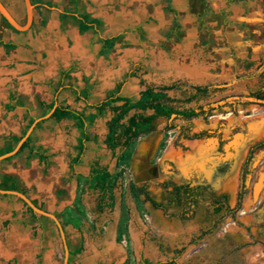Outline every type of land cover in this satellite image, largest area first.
Instances as JSON below:
<instances>
[{
    "label": "rangeland",
    "instance_id": "374dc122",
    "mask_svg": "<svg viewBox=\"0 0 264 264\" xmlns=\"http://www.w3.org/2000/svg\"><path fill=\"white\" fill-rule=\"evenodd\" d=\"M169 22L145 25L152 39V48L161 42L158 35L169 31ZM125 27L131 25H107L106 34H115ZM248 31L241 35L238 25L222 20L199 28L187 19L183 25L182 41L170 42L165 53L159 54L151 49L149 54L145 51L147 44L145 47L137 36L131 35L128 37L131 48L118 47L107 58L96 56L85 61L80 66L82 72L78 73L80 77L84 74L92 78V101L103 99L128 73L135 76L128 79L122 93L132 100L138 99L140 91L147 85L179 83L183 89L169 93L181 101L178 106L196 107L199 104L211 110L208 118L191 122L192 132L221 125L227 138L233 130H238L237 137L241 141L234 149L232 166L216 185L218 192L229 194L232 206L236 204L238 191L243 188L245 195L236 221L226 218L221 225L226 227L223 233L216 229L196 243L191 242L193 236L199 234L198 218L182 224L162 211L152 210L143 196L131 191V183L146 185L151 195L156 200L160 199V183L169 178L172 166H179V162L190 165L208 152L202 145L203 141H184L179 136V128L165 131L169 121L160 119L156 129L141 137L127 153L129 158L122 162L127 169L124 180L115 190V206L103 214L94 211L97 193H82L84 178H70L65 183H58L55 177V187L66 188L59 208L65 204L63 222L71 231L70 236H73L72 231L78 224L92 231L90 235L93 239L103 236L104 227H117L118 242L131 246L134 240L139 253L142 241L144 252L151 254L154 261L176 258L180 264H264V148L256 150L252 161L243 168L251 147L264 141V100L255 102L250 97L257 92L264 94V24L248 27ZM79 85L83 86V82L80 81ZM189 86L212 88L206 99L187 104L184 102L192 93L187 89ZM63 101L74 108L84 107L72 96L65 97ZM109 118L110 113L89 125L94 142L89 145L84 163L78 169L84 175L89 173V166L94 160L108 165L113 172L119 171L117 159L104 144ZM170 122L177 126L187 125L181 120ZM44 128L47 130L44 140L66 161L76 142L77 132L73 124L49 121ZM214 149L212 146L211 150ZM193 150V154H189ZM185 154H188V159ZM53 171L56 176L69 173L65 163H59ZM243 174L244 183L241 181ZM7 227L4 224L1 230H7ZM76 244H79L78 239ZM159 246L162 248L159 249ZM181 248L182 252L177 253L176 250ZM136 262L133 254V264ZM0 264L5 262L0 260ZM126 264H130V259Z\"/></svg>",
    "mask_w": 264,
    "mask_h": 264
},
{
    "label": "crops",
    "instance_id": "0c3cea01",
    "mask_svg": "<svg viewBox=\"0 0 264 264\" xmlns=\"http://www.w3.org/2000/svg\"><path fill=\"white\" fill-rule=\"evenodd\" d=\"M0 1L20 25L27 23L25 0ZM31 3L34 16L27 31L16 30L0 14V40L15 45V48L8 52L0 45V156L4 155L2 152L11 146L10 143L15 138L22 139L26 135L31 127V119L36 120L51 112L45 114L47 107L57 97L61 104L84 111L88 116L95 115L96 111L88 108L85 101L78 99L71 88L85 92L89 103L96 104L115 90L123 80L117 82L114 89L103 99L92 101L94 82L89 76L78 75L82 72L80 66L96 56L107 58L118 47L131 48L129 36H137L143 44L145 43V47L147 44L145 51L148 53L152 49L160 54L167 51L166 46L170 42L182 41L183 25L187 19L199 28L222 20L224 23L238 25L241 35L249 32L248 27L264 24V0H31ZM81 16L99 21L102 32L95 29L81 32ZM168 20L171 26L169 31L158 35V40L162 43L159 42L152 48V39L145 25L164 24ZM174 24L179 26L176 31H172ZM107 25L131 27H125L115 34H106ZM139 27L141 31H136ZM116 36H121V40L106 56L102 55L103 39ZM80 81L83 86L79 85ZM11 95L15 97L13 101L10 99ZM69 96L82 102L84 107L79 109L66 104L63 100ZM39 101L44 107L39 105ZM16 104L19 106L10 111L7 109L8 105ZM42 121L44 122L41 126L36 128ZM42 121L31 133L32 143L28 148L22 152L19 150L9 157L10 159L7 158L9 160L0 161V185L6 176L15 178L18 189L26 191V196L36 201L37 206L58 218L64 228L69 248L68 264H126L129 259L130 264H133V254L136 264H157L171 260L154 261L151 254L144 252L142 241L139 253L134 240L131 246L121 244L117 240V227H104L103 236L93 239L90 235L92 231L78 224L72 231L73 236H70L71 231L63 222L65 204L59 208V201L63 202L66 188L55 187V177L58 183H65L70 179V160L75 156L74 147L77 144L78 132L75 129L76 142L72 147V154L68 155L65 161L44 140L47 135L44 126L49 121L57 122L51 117ZM93 142L88 144L81 165L87 156L89 145ZM36 147L43 149L45 161L31 157V150ZM96 161L100 162L94 160L89 166V171ZM59 163H65L69 170L67 175L54 174L53 168ZM81 165L76 170L79 174H82L78 171ZM37 215L38 217L33 216L19 197L0 193V260L5 264H64L65 248L58 226L51 218ZM4 224H7V230H1ZM81 244L82 252L71 256L70 252L77 250ZM161 248L159 246V249Z\"/></svg>",
    "mask_w": 264,
    "mask_h": 264
},
{
    "label": "trees",
    "instance_id": "16d2710c",
    "mask_svg": "<svg viewBox=\"0 0 264 264\" xmlns=\"http://www.w3.org/2000/svg\"><path fill=\"white\" fill-rule=\"evenodd\" d=\"M239 1V0H230ZM171 10V9H170ZM80 30L81 32H87L90 29H95L97 32H102V25L99 21L90 19L88 16L80 17ZM6 21V20H5ZM7 22V21H6ZM8 23V22H7ZM10 26V25H9ZM179 28L177 24H174L172 31H176ZM136 31H141V28H136ZM121 40V36L103 39V51L102 55L111 51L116 43ZM0 45L3 46L6 51H10L15 48L12 43H5L0 40ZM135 76L133 73L125 75L122 82H120L115 90L108 93L107 96L99 103L90 104L88 95L85 92L73 89V92L78 99L86 102L87 107L96 111L95 115L88 116L84 111L75 110L69 106L59 103L57 99L47 107V112H50L57 104L54 113L51 118L57 123L62 121H70L73 123L74 128L78 132L77 144L74 147L75 156L70 160V178H84V186L82 187V193L91 191L98 194L95 213L103 214L106 210L115 206L116 196L115 190L120 186V182L124 180V175L127 166H123L122 162L129 156L127 153L132 149L135 143L144 136L152 133L156 127L157 122L160 119H166L169 121L165 131H170L176 128L180 129V137L185 140L202 139L208 135L207 131L192 132L190 124L193 120L198 118L206 119L211 114L207 109V106L197 105L196 107H180L177 103H181L180 100L172 97L169 93L171 91H180L183 89V85L175 83L168 86H146L141 92L139 99L132 100L129 97L122 95V88L131 77ZM211 86H189L187 89L192 91L184 103L191 104L193 102L199 103L208 97ZM60 90V88H59ZM250 97L254 98L255 102H262L264 100V94L261 92L250 94ZM11 101L15 99L14 95L10 96ZM39 105L44 107L39 101ZM19 105H8L7 109L10 111ZM110 113L111 117L107 122V134L104 140V144L107 149L112 153L113 157L117 159L116 167L119 171L113 172L108 165H102L96 161L91 165L88 175L77 173V167L81 165L83 156L87 151V146L90 142L94 141V137L89 132V125L97 118L105 117ZM171 120H181L187 123L186 126H177L172 124ZM35 119H31L29 126L34 123ZM44 121L40 122L36 128H39ZM28 126V127H29ZM27 131V130H26ZM24 132V134L26 133ZM21 138H15L13 142L2 154L8 153L14 149V146L20 141ZM32 143V136L22 145L19 152L24 151ZM264 148V141L251 147L246 157L244 167L246 168L253 159L254 152L258 149ZM32 156L37 157L41 161H45L44 151L40 147H36L31 150ZM10 159V158H9ZM7 159V160H9ZM244 174L241 181L244 183ZM169 187L168 184H164L163 188ZM0 189L19 191L27 195L26 191L18 189V182L11 176L4 178L3 184L0 185ZM131 191L138 196H144L145 201L150 202L154 209H163L164 205L158 202L145 186H137L131 183ZM179 188H176L178 190ZM245 192L243 188L238 193V200L236 208L230 210V213L235 216L236 212L241 209ZM172 196V195H171ZM227 200V196L223 197ZM174 199L171 197L169 204L173 203ZM37 205L36 201H33ZM25 206H27L25 204ZM29 212L38 217V215L28 207ZM83 250V244L77 248L74 252H70L71 256L80 254ZM146 264H150L146 262ZM157 264H179L175 259L168 260L166 262H158Z\"/></svg>",
    "mask_w": 264,
    "mask_h": 264
},
{
    "label": "flooded vegetation",
    "instance_id": "af4514ba",
    "mask_svg": "<svg viewBox=\"0 0 264 264\" xmlns=\"http://www.w3.org/2000/svg\"><path fill=\"white\" fill-rule=\"evenodd\" d=\"M200 131H207L208 135L202 139L183 140L188 142L203 141L202 145L208 152L200 155L199 159L190 165L179 162V166H172V170L169 171L171 173L169 178L160 183L162 192L161 198L157 201L164 205L163 209H154L148 202L152 210L162 211L165 215L175 218L182 224L198 218L199 234H197L198 236L194 235L191 239V242L194 241L195 243L216 229H220L221 232L224 231L225 225L221 226L224 220L231 218L236 221L239 212L238 210L235 216L230 213V210L236 208L237 201L235 206H232L229 194L218 192L216 187L218 181L232 166L234 149L241 141V138L237 137L239 131L233 130L227 138L224 137V126L221 125ZM212 146L215 147L214 150H211ZM193 152L194 150L189 154H193ZM187 156L188 154H185L184 157L187 158ZM164 184H168L169 187L163 188ZM142 186L147 188L146 185ZM176 188L179 189L176 190ZM224 196L228 197L227 200L223 198ZM171 197L174 202L169 204ZM182 250L181 248L176 252L181 253ZM175 260L177 261L176 258Z\"/></svg>",
    "mask_w": 264,
    "mask_h": 264
},
{
    "label": "water",
    "instance_id": "95a60500",
    "mask_svg": "<svg viewBox=\"0 0 264 264\" xmlns=\"http://www.w3.org/2000/svg\"><path fill=\"white\" fill-rule=\"evenodd\" d=\"M26 1V7H27V23L25 25H20L17 20L13 17V15L9 12V10L5 7V5L0 1V14L3 16V18L16 30L18 31H27L33 22V5L31 3V0H25ZM57 107V105L54 106V108L51 110L50 113H48L47 115L38 118L34 121V123L31 125V127L29 128L28 132L26 133V135L19 141V143L17 144L16 148L14 150H12L11 152H8L2 156H0V161L7 159L9 157L14 156L22 147V145L27 141V139L30 137L31 133L33 132L34 128L36 127V125L45 119H48L51 117V115L54 113L55 108ZM0 193L4 194V195H14L19 197L21 200H23L25 202V204H27L28 207H30L36 214L42 215V216H46L48 218H51L56 225L58 226L59 232L61 234V238L63 240V244H64V248H65V261L64 264H68V259H69V248L67 245V240H66V235H65V231L64 228L61 224V222L58 220V218L46 211L41 209L39 206L35 205L33 203V201L27 197L26 195L18 192V191H12V190H1L0 189Z\"/></svg>",
    "mask_w": 264,
    "mask_h": 264
}]
</instances>
